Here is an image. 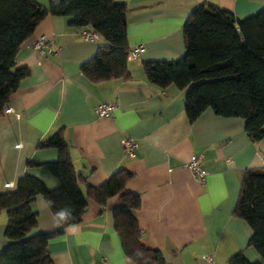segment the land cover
I'll return each mask as SVG.
<instances>
[{
	"label": "crops",
	"instance_id": "1",
	"mask_svg": "<svg viewBox=\"0 0 264 264\" xmlns=\"http://www.w3.org/2000/svg\"><path fill=\"white\" fill-rule=\"evenodd\" d=\"M125 3L129 48L142 44L139 55L127 59L130 76L92 82L80 65L105 41L79 35L89 26L75 27L67 17L45 15L19 47L16 67L28 74L14 90L0 114V193L15 190L17 179L30 174L47 188L58 185L46 163L57 159L54 147H38L42 139L60 131L68 145L80 189L98 187L119 168L133 176L125 190L140 197L136 221L140 241L159 250L168 264H229L242 252L261 261L247 245L252 230L233 214L245 169L261 167L264 138L252 142L240 117H222L209 107L192 122L185 110V89L173 84L160 88L145 78L144 61H171L185 51L183 24L201 3L230 11L238 18L264 9V0H115ZM43 7L48 0H36ZM60 46L57 53L31 46L37 37ZM113 101L110 117H97L100 102ZM134 140L133 156L121 139ZM191 155L200 157L203 181L184 167ZM116 194L99 205L86 198L78 223L49 240L52 264H137L122 250L114 228ZM36 227L30 234L60 227L42 195L30 203ZM6 213L0 210V249L6 244ZM204 254L212 256L207 262Z\"/></svg>",
	"mask_w": 264,
	"mask_h": 264
},
{
	"label": "trees",
	"instance_id": "2",
	"mask_svg": "<svg viewBox=\"0 0 264 264\" xmlns=\"http://www.w3.org/2000/svg\"><path fill=\"white\" fill-rule=\"evenodd\" d=\"M127 10L125 3L115 0H48L47 7L36 0H0V114L28 74L26 67H16L18 49L47 14L67 17L71 26H89L105 41L80 65L90 81L128 78ZM182 30L184 54L171 61L142 62L146 80L160 88L173 84L185 89L184 110L189 122L209 107L222 117L243 118L246 135L259 143L264 138V9L238 19L230 11L201 3L193 8ZM37 146L57 150V159L46 165L58 185L49 189L41 179L24 174L17 179L15 190L0 193V210L7 217V242L0 249V264H52L49 240L80 221L86 198L104 205L116 194L122 204L114 209V228L124 254L137 264H168L159 250L140 241L135 215L140 197L125 190L133 176L130 171L119 168L100 186L86 185L83 193L61 132L55 131ZM37 195L43 196L59 222L57 230L30 234L36 227L30 203ZM65 210L67 215L61 218ZM233 214L250 226L247 245L262 262L249 261L236 252L228 263L264 264V166L244 170Z\"/></svg>",
	"mask_w": 264,
	"mask_h": 264
},
{
	"label": "built area",
	"instance_id": "3",
	"mask_svg": "<svg viewBox=\"0 0 264 264\" xmlns=\"http://www.w3.org/2000/svg\"><path fill=\"white\" fill-rule=\"evenodd\" d=\"M79 35L84 39H97L98 38V34L93 29L82 30L79 32ZM31 46L34 49L39 50L40 52H42L44 48H46V50L50 53L51 52L57 53L60 49L59 45H56L53 47L49 46L47 43V37L45 36H40L32 40ZM142 48H143L142 44H139V45H136L130 48L127 59L136 58L139 55ZM114 108H115V103L113 101H103V102H100L98 105H96V107L94 108V112L97 117H110L113 114ZM121 144L126 149V155L129 157H132L133 150L137 147V144L134 142V140L128 137H123L121 139ZM260 156H261V164L262 166H264V152H260ZM184 167L189 169L198 180L200 181L204 180L206 171L200 165L199 156L191 155L189 159L185 162ZM202 258L206 260L207 262L212 261V256L209 254H204Z\"/></svg>",
	"mask_w": 264,
	"mask_h": 264
},
{
	"label": "clouds",
	"instance_id": "4",
	"mask_svg": "<svg viewBox=\"0 0 264 264\" xmlns=\"http://www.w3.org/2000/svg\"><path fill=\"white\" fill-rule=\"evenodd\" d=\"M66 215H67L66 210H65V211H62V212L60 213L61 218L65 217Z\"/></svg>",
	"mask_w": 264,
	"mask_h": 264
}]
</instances>
